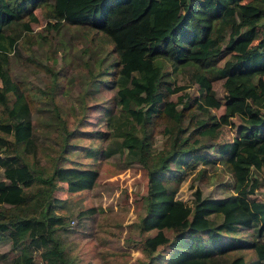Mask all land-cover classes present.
I'll return each mask as SVG.
<instances>
[{
  "label": "trees",
  "instance_id": "trees-1",
  "mask_svg": "<svg viewBox=\"0 0 264 264\" xmlns=\"http://www.w3.org/2000/svg\"><path fill=\"white\" fill-rule=\"evenodd\" d=\"M37 7L44 8L53 28L89 23L117 54L110 86L118 112L107 114L106 125L108 135L119 140L103 155L125 151L127 160L147 172L139 224L142 232L156 230L143 241L148 252L172 244L176 248L165 264H219L223 254L246 248L254 261L239 256L227 264H264V202L250 197L259 186L252 175L264 169V0H0V105H8L10 94L16 98L7 120L0 121V206L10 205L0 208V241H12L11 264H72L56 236L64 219L49 201L54 181L77 192L92 188L98 176L93 169L58 164L51 173L35 172L17 149L30 142L33 132L28 102L10 72V56L20 38L11 30L16 25L30 31ZM165 66L190 71L200 92L190 108L203 115H190L186 105L178 108L181 95L171 100L183 87L166 80ZM216 80L223 81L224 112L213 122L210 110L221 106L212 87ZM233 117L240 121L237 136L214 151L231 175L233 193L206 198L196 188L191 204L176 199L163 178L176 173L180 179L183 171L210 162L215 155L202 149V138L215 140L216 127L233 125ZM163 124L166 139L154 152L147 131ZM10 136L15 159L11 153L3 157L11 148ZM212 216L221 222L212 224ZM238 226L251 228L253 237L222 240L221 232L234 233Z\"/></svg>",
  "mask_w": 264,
  "mask_h": 264
},
{
  "label": "rangeland",
  "instance_id": "rangeland-1",
  "mask_svg": "<svg viewBox=\"0 0 264 264\" xmlns=\"http://www.w3.org/2000/svg\"><path fill=\"white\" fill-rule=\"evenodd\" d=\"M37 21L29 23L30 31L13 26L11 33L20 36L14 53L10 56V72L18 82L30 109L32 138L17 149L35 172L51 173L55 165L77 169L96 170L98 176L90 189L69 192L66 182L54 181L49 201L53 212L64 219V225L56 236L72 264H165L175 250L172 244L160 245L155 252H148L143 241L156 230L142 232L139 221L144 213L143 199L148 189L146 170L135 161L126 158L123 151L111 156L103 150L118 141L108 135V113H117L115 90L110 81L116 70L117 54L102 33L89 23L83 25L60 24L51 27L41 7L33 10ZM25 20V19H24ZM166 80L183 90L171 95V100H184L177 104L187 106L190 115L198 110L190 108L193 100L200 97L198 85L191 82L187 69L173 71L164 68ZM222 80L212 82L216 98L221 106L210 110L213 122L224 112L225 92ZM158 99V97H152ZM16 98L9 95L8 105H0V121H6L8 111L15 107ZM205 116V115H204ZM233 125H219L215 140L202 138V149L215 155L219 145L231 142L236 136L240 121L232 118ZM186 125V123L184 124ZM167 124L154 125L148 129L152 134V149L163 148L166 135L162 133ZM10 149L3 156L17 158L13 149L15 139L8 137ZM16 147V146H15ZM210 162L198 163L195 169L174 173L170 179L163 178L176 199L191 204L193 191L199 188L203 197L224 198L233 193L228 185L231 175L221 162V156H212ZM205 169V173L201 172ZM259 186L251 195L264 202V169L254 173ZM4 168L0 165V180ZM10 205H1L0 208ZM212 224L221 222L211 217ZM253 237L251 228L238 226L234 233L221 232L225 242H246ZM204 239L205 236H203ZM12 241H0V264H11L7 254ZM246 262L255 260L251 249L231 250L219 257V264H227L235 257ZM34 258L40 260L34 250Z\"/></svg>",
  "mask_w": 264,
  "mask_h": 264
}]
</instances>
